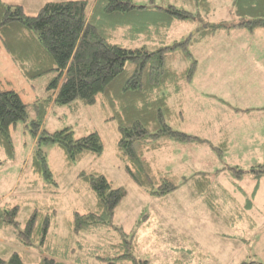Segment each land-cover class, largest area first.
I'll use <instances>...</instances> for the list:
<instances>
[{
	"label": "rangeland",
	"instance_id": "374dc122",
	"mask_svg": "<svg viewBox=\"0 0 264 264\" xmlns=\"http://www.w3.org/2000/svg\"><path fill=\"white\" fill-rule=\"evenodd\" d=\"M6 1L20 4L27 14L34 15L46 1L63 0ZM88 1L90 5L95 2ZM210 1L209 14H205L202 7L195 8L188 0H133V3L153 9L158 5L173 4L200 14L193 22L195 24L174 22L167 32L166 42L191 34L194 44L188 49L192 56H187L185 51L177 53L172 64L180 69L190 58H195L198 67L192 89L201 96L212 90L219 94L216 99L203 97L202 104L197 102L191 108L195 122L189 119L179 126L203 140L194 148L195 152L187 148L180 154L185 156L190 152L188 156L193 159V166L190 161L184 163V166L190 164L186 176H193L195 169L204 170L209 173L215 189L217 186L224 189L220 192L212 190L213 200L217 198L215 210L206 206L203 196L193 192L191 179L178 180L179 188L161 197L150 196L134 182L117 149L118 122L108 118L111 115L108 108L99 102L85 105L75 100L69 105H53L41 130L52 132L69 127L75 138L96 131L103 143V153L95 156L85 152L77 160L67 161L61 146L41 144L56 185L32 171L34 151L39 147L38 135L29 128L30 120L36 115L34 100L46 94V86L54 75L48 73L29 78L0 42V88L14 89L26 104L27 111L25 121H18L11 130L12 153H0V211L19 207L18 228L0 227V258L7 260L16 252L24 264L39 263L45 256L64 263L99 264L91 250L106 254L112 245L124 238L120 234L123 230L128 233L132 256L138 263L146 260L145 264H264V174L257 177L252 172H245L239 182L233 181L236 187L231 180L237 176L235 168L247 171L264 167L262 162H256L264 161V28L250 31L238 26L229 32L217 30L213 34L206 29L208 38L199 40L201 37L194 31L197 26L220 21L231 25L238 21L239 15L229 0ZM200 105H206L225 120L227 128L224 129L230 146L223 154L212 148L218 144L221 124L215 117L211 120L210 130L204 132L207 125L203 123V114L196 110ZM176 153L179 152L172 153L174 158L170 163L167 157L158 162L164 168L174 170L172 165L179 166ZM81 172L102 174L113 187H121L125 196L110 222L93 230L75 232L71 228L73 212L97 209L95 194L88 182L79 177ZM241 188L248 194H242L238 190ZM216 191L219 192L217 196ZM223 191L227 194L223 195ZM53 210L56 216H53ZM35 211L38 213L32 237L35 242L26 247L17 240L16 233L24 228ZM46 216L50 217L51 223L44 239L40 240ZM117 264L134 263L125 260Z\"/></svg>",
	"mask_w": 264,
	"mask_h": 264
},
{
	"label": "trees",
	"instance_id": "16d2710c",
	"mask_svg": "<svg viewBox=\"0 0 264 264\" xmlns=\"http://www.w3.org/2000/svg\"><path fill=\"white\" fill-rule=\"evenodd\" d=\"M188 2L195 8H204L205 14H209L210 0ZM230 4L239 15L238 21L231 25L220 21L197 26L194 31L201 37L199 40L208 38L206 29L213 34L217 30L229 32L238 26L250 31L264 28V0H231ZM199 17L200 14L193 10L177 8L173 4L167 7L158 5L153 9L136 5L133 0H95L93 5L88 0L49 1L36 14L29 15L22 5L0 0V42L4 51L29 78L48 73L54 75L46 86V94L34 100L36 115L30 120L29 128L38 135L39 147L34 151L32 171L56 185L41 144L61 146L67 161L77 160L85 152L95 156L103 153V143L96 131L75 138L69 127L52 132L41 130L53 105H69L75 100L85 105L99 102L108 108L111 114L108 118L118 122L117 149L134 182L152 197H161L179 188L178 180L187 179L165 170L158 160L170 156L171 147L203 142L199 136L179 128L184 109L189 104L195 107L197 100L201 99L195 102L191 99L194 97L192 81L198 61L187 58L188 64L183 68L173 66L177 53L185 51L187 56H192L188 46L194 42L189 33L171 42H166V36L174 22L193 23ZM26 117V104L19 94L14 89L0 88V153H12L11 130ZM214 148L224 151L220 145ZM262 169L244 171L235 168L237 176L232 177V185L243 178V173L261 175L264 173ZM208 174L191 176V188L195 194L204 197L209 209L215 210L217 198L213 200L212 190L223 188L217 186L215 189ZM79 177L88 182L94 192L97 209L73 212L71 228L75 232L93 230L110 222L125 196L121 187H113L102 174L81 172ZM217 191L216 196L220 192ZM246 207L239 210L240 214ZM18 209L16 205L0 211V227L11 225L18 228ZM53 216H56L55 210ZM37 217V211L33 212L24 228L16 233L23 246L30 247L35 242L32 237ZM50 223V217L46 216L40 240L44 239ZM120 234L124 238L112 245L106 254L91 250L95 260L99 264H117L125 260L134 264L147 263L146 260L135 261L128 233L122 230ZM0 264L24 263L18 253L13 252L7 260L0 258ZM35 264L74 263L45 256Z\"/></svg>",
	"mask_w": 264,
	"mask_h": 264
},
{
	"label": "crops",
	"instance_id": "0c3cea01",
	"mask_svg": "<svg viewBox=\"0 0 264 264\" xmlns=\"http://www.w3.org/2000/svg\"><path fill=\"white\" fill-rule=\"evenodd\" d=\"M4 1H6V0H4ZM231 0H229V2H230ZM7 2V1H6ZM46 2H49V1H46ZM45 2V3H46ZM8 3H10V2H8ZM18 3V2H17ZM194 90V92H192L193 93V98H191L192 99V101H194L195 102V100H197V99H199V98H201V99H199V101L197 100V102H200V104H202V99H203V97H205V96H208V97H210V98H212V99H216V97H218V95L219 94H217V93H215L214 92V90H212L211 92H205L203 95L204 96H201V95H199L198 93H197V91H196V89H193ZM198 95V98L196 97ZM196 102V103H197ZM196 106V105H195ZM188 108H186V109H184V111L182 112V114H181V116H180V119H179V121H180V124L182 123H185V122H189V119L190 120H192V121H194L195 122V120L193 119V114L191 113V108H193L194 106H192V105H188L187 106ZM204 108V109H203ZM196 110H198L199 111V113L200 114H203V117H204V121H203V123L204 124H206L207 125V128L205 129V131L204 132H207V131H209L210 130V127L213 125V122L211 121V120H213L215 117L217 118V120H218V122L221 124V131H220V133H221V135L219 136V138H218V144L217 145H220V146H223V148H224V150H228L229 148L227 147V146H230L228 143H229V140L226 138V136L228 135V134H226L225 133V129L224 128H227V125L226 124H224L225 123V120H224V118L222 117H219L216 113H214V112H212L211 110H209V109H207L206 108V105L205 106H201L200 105V107H199V109H196ZM231 119H235V117H232ZM209 128V129H208ZM185 131V130H184ZM190 130H187L186 132H189ZM233 133V132H232ZM231 133V134H232ZM231 138H232V136H231ZM217 145H213L212 146V148H214V147H216ZM197 146V144H189V145H183V146H179V148H180V151H177V148H175V146L174 147H171V152H169V154H170V156L169 155H165L167 158H168V163H170L171 162V160L174 158V155L172 154L173 152H179V153H176L175 154V156H179V160H178V162H179V166L176 168L174 165H172L173 166V168H174V170L171 168V169H168V168H165V170H168V171H171V172H173L174 174H177V173H179L180 175H182L183 176V178H185V179H191L192 180V177L190 176V175H185V173L188 171L187 169H189V165L190 164H187V165H185L184 166V163H187V162H192L191 164H192V166H193V159H191L189 156H188V154H190V152H187L186 154H185V156L183 155V154H180L181 152H182V150L184 151V150H186L187 148H190L191 149V151H193V152H195L194 151V148ZM172 154V155H171ZM221 154H223V152H221ZM195 158V157H194ZM257 163H263L264 164V161L263 160H258V161H256ZM199 164V163H198ZM205 164H207L206 162H205ZM163 168H164V166H163ZM203 172H205L204 170L203 171H199V169H195V172L194 173H203ZM193 173V174H194ZM262 174H264V173H262ZM253 176H257V177H259L260 175H257V174H252ZM194 179V178H193ZM253 186H255V185H253ZM256 187V186H255ZM222 190H224V189H222ZM242 194L243 193H245V194H248V192H244V189L243 188H241V189H238ZM253 191H254V193H255V191H256V189L255 188H253Z\"/></svg>",
	"mask_w": 264,
	"mask_h": 264
}]
</instances>
